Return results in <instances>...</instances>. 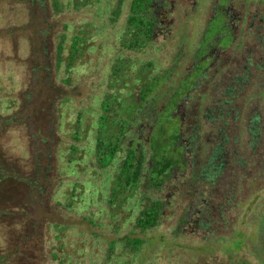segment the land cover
Masks as SVG:
<instances>
[{"label":"rangeland","instance_id":"1","mask_svg":"<svg viewBox=\"0 0 264 264\" xmlns=\"http://www.w3.org/2000/svg\"><path fill=\"white\" fill-rule=\"evenodd\" d=\"M166 1L160 12V0L154 5L157 14H170L161 22L169 29H156L151 42L137 51L120 48L121 40L128 39L130 0H0V167L7 171L0 174V213H10L9 218L0 217L3 264H264V174H259L256 157L241 169L246 174L236 176L239 181L235 177L232 193L238 206L234 216L227 217L224 237H161L157 233L169 236L172 215L182 208L174 203V213H165L154 231L157 235L150 234L141 251L124 253L118 242L110 249V242L130 230L136 213L127 219L122 211L120 218L107 220V214L115 212L106 203L115 163L105 170L95 165L97 114L92 108L105 93L124 89L120 71L125 65L130 74L149 62L158 76L156 91L170 92L183 82L186 88L194 83V95L214 96L228 75L245 72V58L252 55L253 66L260 69L247 68V80L238 88L240 154L248 155L244 127L249 119L258 118L264 125V0ZM219 6L229 12L232 24L235 14L241 18L231 29V43L219 30L218 50L207 48L200 58L197 48ZM43 63L46 70L40 71ZM203 68L207 80L196 79ZM44 74L47 83L40 81ZM118 96L121 101L114 107L125 113L129 102L122 91ZM182 104L191 102L187 97L177 104L178 116L184 111ZM47 129L52 135L49 159L39 164L50 165V186L36 204L14 173L31 175L33 152L42 155L39 137ZM17 202L25 204L22 215L15 213ZM18 215L22 218L16 221ZM83 216L94 218V227L78 224ZM95 219L102 220L101 227Z\"/></svg>","mask_w":264,"mask_h":264},{"label":"trees","instance_id":"2","mask_svg":"<svg viewBox=\"0 0 264 264\" xmlns=\"http://www.w3.org/2000/svg\"><path fill=\"white\" fill-rule=\"evenodd\" d=\"M154 1L130 0L125 21L128 39L121 40L120 48L141 50L151 42L156 29L159 32L169 29V25L161 23L164 14L155 12ZM223 2L224 0H220L219 4ZM165 5L167 1L160 0L159 12ZM222 7L213 9V15L206 25L197 48L200 58H203L201 53L207 48L217 49L216 41L221 37L219 30L228 35L231 43L234 36L231 29L235 24L238 25L241 14H235L232 24L229 12ZM169 15L167 12L164 16ZM151 66L147 62L144 67L130 74H127L128 65L121 71L120 68L114 70L112 75L118 71L123 73L121 76L124 80L121 84L124 89L119 87L116 93H105L97 108H92L97 114L93 133L95 165L99 170H105L112 168L115 163L111 170L114 175L106 196L109 209L115 212L108 213L107 220L120 218L122 211L128 213L127 219L133 212L136 213L130 230L120 236L119 240L110 242V249L116 242L122 244L124 253L141 251L146 238L155 234L154 231L163 223L165 213H174L171 208L174 203H179L182 208L177 216L172 215L174 221L169 236L157 233L161 237L195 236L202 241L224 237L229 229L227 217L234 216L233 209L238 206L232 193L235 177L246 174L241 169L253 157L259 163V174H264V125L259 123L258 118L249 119L244 127L248 155L240 154L242 113L238 103L242 98L238 88L247 80V68L260 69L253 66L252 55L245 58V72L239 76L228 75L214 96L194 95L191 92L194 83L186 88V83L183 82L170 92L162 88L161 91H156L158 76H155ZM40 68V71H45V64H41ZM192 68L198 70L197 66ZM206 73L203 68L195 77L207 80ZM119 79L120 77L117 80ZM40 81L47 83L49 80L44 74ZM242 81L244 82L241 84ZM120 91L129 102L125 113L114 107L115 103L121 101L122 96H118ZM197 96H201V99ZM187 97L191 104H182L184 111L178 116L174 113L175 108ZM161 100L164 102L159 106ZM191 107H195V110L192 111ZM20 121L15 120L16 123ZM36 133L40 134L39 131ZM39 142L42 155L37 151L33 152L31 175L14 173L17 183L28 190L36 204L45 193V188L50 186L47 177L51 174L50 165L39 164L40 159H49L52 145L50 129L46 130L45 136L41 134ZM256 148L257 154L254 152ZM6 172L0 167V174H7ZM236 179L240 180L239 177ZM161 192L168 193L169 196L161 197ZM15 205V213H23L25 204L17 202ZM7 216L9 218L10 213H0L1 218ZM20 218L22 216L18 215L16 221ZM95 220L101 227L102 220ZM77 223L94 227L95 222L94 218L83 216ZM0 264H3V258H0Z\"/></svg>","mask_w":264,"mask_h":264},{"label":"flooded vegetation","instance_id":"3","mask_svg":"<svg viewBox=\"0 0 264 264\" xmlns=\"http://www.w3.org/2000/svg\"><path fill=\"white\" fill-rule=\"evenodd\" d=\"M253 21H254V18H253ZM259 28V25H257L256 29ZM256 31V30H255Z\"/></svg>","mask_w":264,"mask_h":264}]
</instances>
